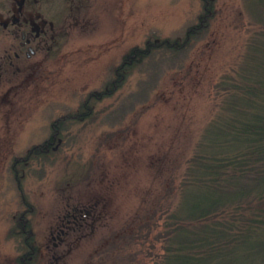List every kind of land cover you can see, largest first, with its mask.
Masks as SVG:
<instances>
[{
    "label": "rangeland",
    "instance_id": "1",
    "mask_svg": "<svg viewBox=\"0 0 264 264\" xmlns=\"http://www.w3.org/2000/svg\"><path fill=\"white\" fill-rule=\"evenodd\" d=\"M254 1L213 0L206 30L184 51H154L114 92L89 99L130 49L182 40L202 1L16 0L18 17L53 23L55 42L0 81V264L25 251L19 217L37 248L33 264H162L176 251L171 231L191 224L171 217L185 172L244 67L264 59ZM10 4L0 0L1 45ZM67 116L75 119L63 120L59 147L39 152Z\"/></svg>",
    "mask_w": 264,
    "mask_h": 264
},
{
    "label": "trees",
    "instance_id": "2",
    "mask_svg": "<svg viewBox=\"0 0 264 264\" xmlns=\"http://www.w3.org/2000/svg\"><path fill=\"white\" fill-rule=\"evenodd\" d=\"M201 1L199 22L185 31L182 40H147L142 48L130 49L100 97L90 94L88 98L114 92L126 72L154 51H184L212 17L213 0ZM249 7L263 24L264 0H255ZM244 68L242 81L232 86L237 96L227 93L223 102L227 114L205 131L202 152L185 172L183 194L171 217L192 225L171 231L176 251L166 249L162 264H264V59ZM14 224L25 248L17 263L33 264L37 248L30 225L21 217Z\"/></svg>",
    "mask_w": 264,
    "mask_h": 264
},
{
    "label": "flooded vegetation",
    "instance_id": "3",
    "mask_svg": "<svg viewBox=\"0 0 264 264\" xmlns=\"http://www.w3.org/2000/svg\"><path fill=\"white\" fill-rule=\"evenodd\" d=\"M9 1H11V10L9 9L11 11V26L5 28V34L9 36L10 39L7 44H0V81L6 67L18 68L19 63L29 61L38 55L46 53L48 55L51 53L50 45H53L55 42L54 34H47L49 31H52L53 23L43 26V21L45 20L42 17L39 19L40 16H38V19L42 21L41 24L29 18H20L18 17V13H16V0ZM26 4L29 6L28 2ZM36 13H38V11ZM1 31H3V29L0 28V35L2 34ZM63 120H65V118L56 119L51 123L50 134L43 139L42 142H44V144H42V148L39 149V152L41 151L47 154L59 147L63 136Z\"/></svg>",
    "mask_w": 264,
    "mask_h": 264
}]
</instances>
